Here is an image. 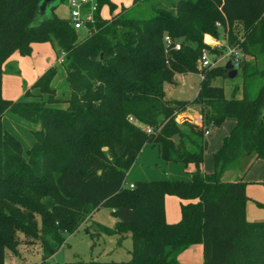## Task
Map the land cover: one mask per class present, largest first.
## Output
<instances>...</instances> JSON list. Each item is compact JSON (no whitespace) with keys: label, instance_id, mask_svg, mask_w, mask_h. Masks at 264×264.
I'll list each match as a JSON object with an SVG mask.
<instances>
[{"label":"trees","instance_id":"16d2710c","mask_svg":"<svg viewBox=\"0 0 264 264\" xmlns=\"http://www.w3.org/2000/svg\"><path fill=\"white\" fill-rule=\"evenodd\" d=\"M38 1L0 0V264L6 250L18 252L21 241H37L41 264H48L64 235L101 206L117 218L114 228L96 222L87 232L119 239L128 232L132 263L180 264L178 254L201 243L202 264H264V219L246 218L244 181L222 178L233 165L264 157V0H156L134 15L121 7L105 18L101 6L111 12L115 5L96 0L81 38L70 20L54 12L39 20ZM205 34L225 41L205 44ZM164 35L180 49L167 47ZM40 42H50L57 58L63 53L67 97H56L51 87L53 66L24 90L25 100L2 97V74L18 71L7 60L15 51L30 54L31 44ZM229 46L244 55L235 68L242 78L239 98L237 87L227 98L213 84L227 72L225 61L214 55ZM202 47L213 65L196 64ZM186 72L200 75L194 98H166L164 84ZM189 105L198 107L200 125L175 119ZM6 109L33 126L25 153L3 128ZM227 119L234 125L206 174L204 131ZM147 143L166 162L193 165L190 177L134 181L129 187L126 174ZM165 195L186 201L176 222L165 219Z\"/></svg>","mask_w":264,"mask_h":264},{"label":"rangeland","instance_id":"374dc122","mask_svg":"<svg viewBox=\"0 0 264 264\" xmlns=\"http://www.w3.org/2000/svg\"><path fill=\"white\" fill-rule=\"evenodd\" d=\"M110 1L115 5L113 10L110 12L107 5H102L99 11L101 17H108L120 10L121 7H128L125 13L127 16H131L136 13L137 9H143L156 0H139L136 7H129L133 0ZM53 12L58 17L69 20L70 7L68 0L58 1ZM77 31L79 32V38L86 34L85 26L78 28ZM211 37L215 42L222 40L221 35L218 38ZM203 39L204 42L205 39L208 41L209 35L206 34ZM47 44L54 48L50 42H47ZM214 45L213 43L211 46ZM53 51H55V48ZM226 53L227 48L225 47L223 53L214 56L218 62H224L228 58ZM35 56H37V53ZM211 56L212 54L210 53ZM8 62L14 65L18 71L4 72L2 74L1 95L11 100H25L26 97L23 93L28 87L27 78L37 73L41 68V64L36 59H33L31 55H21L17 51L13 52ZM196 64H198V59H196ZM173 80V84H164L165 97L188 100L194 98L200 81L198 73H175ZM51 81H53L52 84L56 85L57 89L66 90L62 64L58 63L55 67V74ZM213 84L221 87L227 98L231 97L233 87H237L234 95L238 98L241 97L242 78L240 72L233 78L216 77L213 80ZM181 113L177 114L176 117L181 115ZM1 122L7 131H13L17 135L16 137L13 136L20 141L23 153H25L33 143V137L30 132L33 126L27 120L18 117L7 109L1 116ZM232 125H234V121L227 119L219 126L208 127L211 134L206 138L207 146L203 153L201 165L204 173H212L213 153L221 147L222 140L228 135ZM248 162L247 164V160H244L237 163L235 168L227 169L223 173L222 178L229 181L242 180L245 182V193L247 195L245 215L248 220L257 221L264 219V157H250ZM193 170V165L184 167L179 162L164 161L159 157L157 147L147 143L142 146L136 161L128 170L125 181L128 183L142 180L188 179ZM167 196L172 198L170 201L166 200L167 217L171 219L172 213L176 217L168 222H176L180 218V203L186 201L174 195ZM116 221L117 218L110 208L99 207L74 232L64 235L63 243L55 253L47 258L46 262L48 264H114L116 262L135 264L130 261L131 239L128 232L121 239H119L120 236L117 234H106L103 232L91 234L87 232V229L93 230L96 222L108 228H114ZM91 225L92 227H90ZM18 238L20 240L27 239L22 233L18 234ZM21 242L17 248V253L10 250L5 251L2 264H41L43 254L39 243L34 241L24 245V242Z\"/></svg>","mask_w":264,"mask_h":264},{"label":"crops","instance_id":"0c3cea01","mask_svg":"<svg viewBox=\"0 0 264 264\" xmlns=\"http://www.w3.org/2000/svg\"><path fill=\"white\" fill-rule=\"evenodd\" d=\"M49 43V42H48ZM54 48L52 46H48L47 42H40V43H32L31 44V52L29 55L32 56L33 59H36V61L41 64V68L39 69V71H37V75H31V77L27 78V85L28 87L49 67L53 66L54 68L57 66L58 63H60L57 60L56 57V53L55 51H53ZM35 52V54L37 53V56H35V54H33ZM13 54V53H12ZM11 57V56H10ZM10 58L7 60L9 61ZM61 64V63H60ZM36 76V77H34ZM53 81H51V87H55L56 88V97L58 98H65L68 95V90L66 88V90H59L57 89L56 85L52 84ZM174 83V82H173ZM172 83V84H173ZM27 87V88H28ZM32 93L36 94L37 91L35 89H33L31 91ZM197 92V91H196ZM166 96V94H165ZM169 98V97H166ZM26 99V98H25ZM56 105H62V103H58ZM19 117V116H18ZM184 117H188L189 120H187ZM21 118V117H20ZM198 118H200V114L198 111V107L196 105H189L182 113L181 115L176 117V120L181 123L184 120H187L189 122H193V123H197ZM233 126V125H232ZM3 128L5 129V127L3 126ZM232 128V127H231ZM230 128V129H231ZM6 130V129H5ZM11 132L12 135H14L15 137L17 136L13 131H8ZM211 134V132L208 130V133L205 135V138H207L209 135ZM20 142V141H19ZM207 142V140H206ZM236 165V164H235ZM235 165H233L231 168H235ZM229 168V169H231ZM130 183V182H128ZM172 198H168L167 195H165L164 197V209H165V219L166 221H172L173 219H175L176 217H174V213L171 214V219L167 217V208H166V200H171ZM202 251H203V247L201 243H196L193 245L188 246L187 248H185L184 250H182L177 258L180 262V264H202V260H203V255H202Z\"/></svg>","mask_w":264,"mask_h":264},{"label":"built area","instance_id":"2783aa9c","mask_svg":"<svg viewBox=\"0 0 264 264\" xmlns=\"http://www.w3.org/2000/svg\"><path fill=\"white\" fill-rule=\"evenodd\" d=\"M68 4L70 7V15H69L70 19L69 20L75 29L84 27L86 23L93 21V12L95 11L96 5H97L96 0H68ZM216 24L218 25V23ZM163 40L167 47L171 46V48L174 50L180 49V43L178 41H174L173 39H171L169 35H164ZM224 41L225 40L222 39V40L215 42L214 39L209 35V40L207 41L205 39L204 43L208 45H213L214 43L215 45L220 46L221 44L224 43ZM226 54L228 58L232 59L234 68L238 66L239 62L244 57L243 53L236 46L227 47ZM62 57H63V53H61V55L59 56V58H57V60L61 62ZM213 64H214V61L210 57V53L208 49L206 47H202L200 50L199 57H198V66L205 67V66H211ZM128 120L141 126L135 121V119L132 116H128ZM196 124L197 125L201 124V116L200 118H198ZM145 129L146 131L149 132L151 128L145 127ZM207 133H208V130H205L204 134L206 135ZM128 186L132 187L133 186L132 182L128 183Z\"/></svg>","mask_w":264,"mask_h":264},{"label":"water","instance_id":"95a60500","mask_svg":"<svg viewBox=\"0 0 264 264\" xmlns=\"http://www.w3.org/2000/svg\"><path fill=\"white\" fill-rule=\"evenodd\" d=\"M60 0H39L37 4V16L39 20L48 18L56 7V3ZM226 69V77L233 78L237 74V70L233 66L231 58H227L223 64ZM189 120L188 117H184Z\"/></svg>","mask_w":264,"mask_h":264}]
</instances>
